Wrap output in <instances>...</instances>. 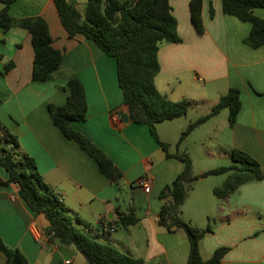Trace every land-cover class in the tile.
<instances>
[{
    "label": "crops",
    "instance_id": "crops-1",
    "mask_svg": "<svg viewBox=\"0 0 264 264\" xmlns=\"http://www.w3.org/2000/svg\"><path fill=\"white\" fill-rule=\"evenodd\" d=\"M80 1L84 4V0ZM170 3L182 43L161 45L157 89L169 98L176 90L172 84L185 78L191 86L203 79L208 85L225 82L226 91L215 94L216 104L229 89H238L241 110L230 126L232 149L248 153L264 170V46L253 49L244 43L251 25L224 14L222 0H204L203 35L191 21L190 0ZM2 8L0 5V11ZM10 14L18 19L43 17L47 21L54 47L64 52L63 76L46 82L33 81L31 35L19 27L5 32L0 26V124L18 139L20 150L35 159L44 181L61 196L68 215L80 230L143 259L144 264H187V233L168 232L157 223L163 205L159 195L185 164L166 156L147 125L132 123L130 119L123 122L127 109L116 59L83 36L70 38L53 0H17L11 5ZM254 14L264 19V9H255ZM9 61L14 67L3 74ZM69 75L77 76L84 85L88 104L86 121L72 122L71 126L122 170L124 176L119 183L104 176L96 162L52 121L49 105L66 103ZM187 98L181 95L180 100ZM157 132L161 141L169 142ZM208 170L211 169L197 174ZM145 176L152 179L150 193L136 185ZM8 178V172L0 165V179ZM209 179L194 184L182 209L184 219L197 227L204 228L207 221H215L213 233L205 235L201 243L202 257L208 260L217 249L227 247L230 250L221 264H264V179L242 185L237 193L221 200L218 214L215 208L219 201L214 200L213 190L222 184L212 187ZM131 212L139 222L124 228L120 215ZM47 229V220L27 206L17 184L0 188V237L6 245L19 248L30 264H88L74 248L52 243ZM6 261L0 252V264Z\"/></svg>",
    "mask_w": 264,
    "mask_h": 264
},
{
    "label": "trees",
    "instance_id": "trees-1",
    "mask_svg": "<svg viewBox=\"0 0 264 264\" xmlns=\"http://www.w3.org/2000/svg\"><path fill=\"white\" fill-rule=\"evenodd\" d=\"M16 1L0 0V5L3 6L0 11V26L5 32L19 27L31 35L34 50L33 81L46 82L63 76L64 52L54 47L47 21L43 17H13L10 8ZM53 1L70 38L83 36L94 42L106 55L116 59L123 103L130 121L147 125L166 156L175 157L185 164L184 170L159 195L163 205L158 215V225L168 232L184 230L187 233L190 244L187 264H221L230 249L219 248L205 260L201 254V243L205 235L213 233L214 228L210 223L207 227L200 228L186 221L183 217V206L194 184L200 179L228 174L225 182L213 190L219 200H226L237 193L242 185L263 180L264 170L248 153L233 149L231 166L195 174L187 153L177 151L170 154L169 144L160 140L157 125L187 116L191 106L187 99L170 101L156 86V78L161 70L158 57L161 45L182 43L178 34V21L172 13L171 0H84L82 8L75 1ZM203 2L204 0H190L189 4L191 21L201 35L206 31ZM222 9L224 14L251 25V31L244 40L247 46L253 49L264 46V19L254 14L255 9H264V0H222ZM214 15L211 3V18ZM2 59L0 56V60ZM13 67V62L6 63L3 74ZM67 80L69 96L66 103L63 106L49 105L54 125L96 162L104 176L119 183L124 176L122 170L95 143L71 126L72 122L86 121L88 104L84 85L79 78L69 75ZM223 109L229 110V125L232 127L241 110L238 89H229L208 115L190 123L182 133L178 147L196 128ZM0 165L9 174L7 180L0 179V188L12 184L19 186V194L27 206L47 220L46 234L52 243L74 248L88 264H144L143 259L134 258L116 247L100 242L75 226L61 196L39 173L35 159L20 150L18 139L1 124ZM120 221L124 228L139 222L133 212L120 215ZM0 252L7 258L5 264H30L19 248L9 247L1 237Z\"/></svg>",
    "mask_w": 264,
    "mask_h": 264
},
{
    "label": "rangeland",
    "instance_id": "rangeland-1",
    "mask_svg": "<svg viewBox=\"0 0 264 264\" xmlns=\"http://www.w3.org/2000/svg\"><path fill=\"white\" fill-rule=\"evenodd\" d=\"M172 85L175 86L176 90L173 94H170L168 99L179 102L181 101V95H187V100L191 102V106L187 116L165 121L157 125V130L160 131L162 139L169 141L167 143L170 146L169 152L173 154L177 151L187 153L191 158L193 172L195 174L205 169L231 166L233 164L231 159L233 149L229 138L230 125L228 109L221 110L219 114L212 117L213 119L211 118L196 128L178 147L179 140L187 126L199 118L208 115L217 105L215 94L219 91H226L225 82H216L208 85L203 79L202 82L191 86L188 79L185 78V80L174 82ZM227 175L212 176L213 178L210 176L211 179L209 180L212 181L209 185L213 187V185L223 184ZM213 198L214 200L218 199L216 196ZM218 201L219 203L215 208L216 214L219 213L222 204L221 200L218 199ZM224 208L229 212L227 206L224 205ZM209 223L214 228L215 221L213 219L207 221L205 227Z\"/></svg>",
    "mask_w": 264,
    "mask_h": 264
},
{
    "label": "built area",
    "instance_id": "built-area-1",
    "mask_svg": "<svg viewBox=\"0 0 264 264\" xmlns=\"http://www.w3.org/2000/svg\"><path fill=\"white\" fill-rule=\"evenodd\" d=\"M75 3L78 6H81L82 3L80 0H76ZM136 185L140 188H142L146 193H150L151 191V186H152V179L148 176L140 178L137 182ZM70 262H67L69 264Z\"/></svg>",
    "mask_w": 264,
    "mask_h": 264
},
{
    "label": "water",
    "instance_id": "water-1",
    "mask_svg": "<svg viewBox=\"0 0 264 264\" xmlns=\"http://www.w3.org/2000/svg\"><path fill=\"white\" fill-rule=\"evenodd\" d=\"M122 120L125 123L129 122V116L127 114L122 115Z\"/></svg>",
    "mask_w": 264,
    "mask_h": 264
}]
</instances>
